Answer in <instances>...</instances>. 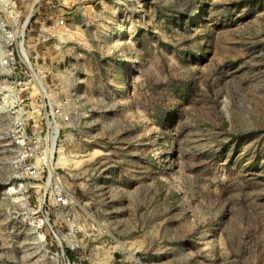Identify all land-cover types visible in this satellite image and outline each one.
Wrapping results in <instances>:
<instances>
[{
  "label": "rangeland",
  "instance_id": "rangeland-1",
  "mask_svg": "<svg viewBox=\"0 0 264 264\" xmlns=\"http://www.w3.org/2000/svg\"><path fill=\"white\" fill-rule=\"evenodd\" d=\"M33 57L69 122L2 94ZM0 264H264V0H0Z\"/></svg>",
  "mask_w": 264,
  "mask_h": 264
},
{
  "label": "built area",
  "instance_id": "built-area-1",
  "mask_svg": "<svg viewBox=\"0 0 264 264\" xmlns=\"http://www.w3.org/2000/svg\"><path fill=\"white\" fill-rule=\"evenodd\" d=\"M59 25L64 24V20L58 21ZM11 41L17 40V36H12ZM24 38V37H23ZM23 42L19 41L17 44ZM9 46L11 47L12 51L8 53L13 55L14 46L13 43H10ZM20 49V47H19ZM19 53V52H18ZM21 56V51L20 54ZM11 57H9L10 59ZM11 58L9 61H11ZM9 61H3L4 64L9 63ZM21 61H23V64L26 65V61H24L21 57ZM33 64L32 66L28 65V69L25 71L23 70V67L21 64H19V71H18V79L16 82H13L11 85H7L6 88L2 90V93L7 98L9 95L14 97H25V98H37L41 97L43 99H52L53 97L57 100H63L61 103L55 104L52 102L53 105L49 104L51 116L53 117V120L56 117L61 118L64 122H69L70 117L72 115V112L66 111L65 107H69L68 102V93L67 91L64 92L63 88L60 87L58 84L55 83L56 75L55 77H51L50 81H47V75L44 74L41 69L40 63L38 62V58L33 57V61H31ZM16 63V61H15ZM30 63V62H28ZM27 66V65H26ZM9 77H11V74L13 72H5ZM44 74V75H43ZM44 77H41V76ZM42 79L45 81L43 82ZM42 82L46 84L45 86L42 85ZM18 87V88H17ZM40 88V89H39ZM56 94V95H55ZM25 107V106H23ZM16 108L11 113L14 115L15 120L13 121L12 126V146H13V153L11 154L12 158V171L14 178L16 179H32L36 178L40 172V170L44 171L43 169H46L47 165H51L52 163V154L48 153L47 150H36V145L33 146V143L31 141V136L27 133L28 129L31 128L29 122L27 121L28 118L25 116L24 113H26L27 109L24 108ZM55 121V120H54ZM72 196L70 194H67L66 192L62 191H56L54 192V203L58 206L59 210H65L67 207L70 206V201L72 200ZM69 248L71 251H77L78 250V244L77 242H73V240L70 239L69 242Z\"/></svg>",
  "mask_w": 264,
  "mask_h": 264
},
{
  "label": "bare ground",
  "instance_id": "bare-ground-1",
  "mask_svg": "<svg viewBox=\"0 0 264 264\" xmlns=\"http://www.w3.org/2000/svg\"><path fill=\"white\" fill-rule=\"evenodd\" d=\"M67 37H68V36H67ZM70 37H72V36H70ZM65 38H66V37H65ZM63 39H64V38H63ZM68 39H70V38H68ZM65 40H66V39H65ZM57 73H59V72H57ZM62 73H63V72H62ZM60 74H61V72H60ZM60 74H59V75H60ZM65 74H66V73H65ZM68 74H69V73H68ZM57 75H58V74H57ZM57 75H56V76H57ZM62 75H64V73H63ZM62 75H61V76H62ZM57 77H58V76H57ZM65 79H66V78H65ZM62 80H63V77H62ZM66 80H67V79H66ZM62 82H64V84L68 87V90H67L68 96L70 97L71 101H73V100H72V98H73V93H72V92H73V89H74V88H72V84H67V83H65V82H66L65 80L62 81ZM65 85H64V86H65ZM3 93H4V92H3ZM3 93H2V94H3ZM76 96H77V95H76ZM75 99H76V98H75ZM71 106H72V105H70V107H71ZM72 108H74V107L72 106ZM74 109H75V108H74ZM71 111H72V110H71ZM56 128H57V127H56ZM56 131H57V129H56ZM56 133H57V132H56ZM56 133H55V135H56ZM69 138L72 139V138H73L72 135H69ZM71 160H72V155L69 154V153H68L67 157H65V158L63 159V161H67V162H68V161H71ZM59 162H60V161H59ZM122 245H123V244H122ZM124 246H125V245H124ZM119 247H120V246H119Z\"/></svg>",
  "mask_w": 264,
  "mask_h": 264
}]
</instances>
